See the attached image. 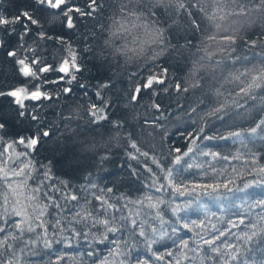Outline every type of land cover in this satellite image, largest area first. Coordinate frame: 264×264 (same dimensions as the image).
Segmentation results:
<instances>
[{"label": "trees", "instance_id": "1", "mask_svg": "<svg viewBox=\"0 0 264 264\" xmlns=\"http://www.w3.org/2000/svg\"><path fill=\"white\" fill-rule=\"evenodd\" d=\"M80 2L83 3V0ZM200 3L211 10V0H200ZM221 6L224 11L218 14L227 16L221 23L229 27L227 34L235 37V43L229 45L221 41L219 45H211L213 60L220 63L203 61L204 68L197 77L199 87L191 86L196 80L189 75L188 70L192 60L203 55L202 52H196V48L201 46L204 33L187 28L183 17L179 18L183 25L182 33L186 30V38L193 47L169 49L156 61L148 59L152 55L150 49L144 55L129 52V58L120 57L117 61L102 62L99 58L101 53L107 55L111 50L105 47L106 40L112 48H136L137 44L133 41L144 39V25L151 23L150 18H143L136 21L140 27L132 29L131 33L111 35L115 31L112 21L120 17V0H104V11L95 19L82 18L75 21L74 29L53 33L62 35L76 51L77 62L85 69L82 74H77V80L89 85V95L95 90L92 86L107 81L108 77L116 83V88L112 91L121 99L118 106L111 109V119H123L125 126L120 130L119 136L115 135L110 126L91 130L93 126L87 124L88 118L84 115L89 97L82 94L76 81L71 85L62 83L46 86L53 95L63 87L73 89L70 96L61 95L59 100L43 102L47 107L41 109L42 115L56 133L53 140L66 132L61 125V114L68 116L71 113L77 117L72 121L73 125H80L76 139L86 144H96L97 147L94 152L79 157L80 167H70L68 161L60 159L64 155L63 151L57 152L54 157L49 150L52 141L39 149L37 161L43 164H47L48 160L52 161V180L49 183L60 191H47L61 207H49L45 215L39 218L46 221V231L37 227L35 232L25 233L21 240L9 241L14 246L18 264H101L105 258L108 264H162L155 260L154 253L162 254L170 250L176 252L174 241L180 237L195 238V232L185 229L175 234L172 232L173 228H179L184 223L191 224V221H203L209 228L212 225L221 230L231 228L229 221H237L244 214L241 209L264 200V183H253L252 187L244 191L236 190L245 183L262 180L261 175L249 174L251 165L245 161H250L255 155L259 165H264V128H258L254 134L250 132L264 120V86L245 95L240 93L239 87L245 86L249 80L243 76V84L235 80L236 76L248 69L264 66V8L257 7L256 0H222ZM241 6L245 12L237 15ZM13 9L12 0H0V10L10 13ZM229 12L233 14L229 16ZM201 26L207 31H214L206 20L201 21ZM128 27L131 28V25ZM31 43L29 40V44ZM184 43L185 40L181 39L180 44ZM88 47L92 51H88ZM38 52L47 63L56 67H59L60 61L68 54L67 46L55 40L42 41ZM164 68L168 70L170 81L181 82L182 87H189V91L177 93L169 88L164 92L163 86L156 85V95L145 91L136 105L131 104L128 99L131 91L147 76L159 74ZM45 75L49 80L57 78L54 72ZM21 79L4 52L0 51V87H14ZM7 103L6 98H0V105L6 106ZM153 103L160 105L159 112L151 107ZM217 109L220 110L216 111ZM133 115L135 119H132ZM58 126L60 132H57ZM201 128L203 132L196 141L193 152L180 165H173L172 159L177 153L171 151L170 154V150L177 147L182 151L187 150L190 146L188 134ZM233 133L240 135L237 137ZM132 142L137 144L141 152L154 157L163 168L173 167L175 184H183L182 191H190L197 184H222L228 179L234 181L229 185L232 191L223 187L216 192L197 188L191 195L184 196L173 194L171 188L156 192V187L167 183L162 179L166 173L153 164L151 159L146 160L131 148ZM79 147V144H67L68 155L71 156ZM211 153L218 155L214 158ZM131 155L138 156V159H131ZM102 156L106 158L101 161ZM224 157L228 159L225 160ZM236 157L240 159H235ZM189 164L192 167L189 168ZM146 166L152 169L151 173ZM62 182H66L67 186ZM90 183L95 187H90ZM107 188H112L113 192L109 194L101 191ZM93 194L110 199L119 207V211L113 209L108 215H103ZM70 195H76L77 200L65 199V196ZM146 196L152 197V203L161 200L163 203L159 204L158 209L149 208L146 206L149 204ZM138 200H143L144 203H133ZM45 203L47 201L41 199L33 204L34 210L29 212L32 219H36ZM177 205L183 210L173 215L171 209ZM22 206L23 202L18 209ZM157 211L160 212L159 217H156ZM78 212L81 215L91 212L92 217L86 222L77 223L80 220L76 215ZM259 212V209H255L249 219L255 221L256 213ZM112 216L117 217V226L123 225L115 234L107 232L102 224L93 226L96 219H111ZM120 217L136 219L145 236L139 235L140 228H134L130 219L120 220ZM21 218L12 217V220L18 222ZM57 220L60 221L58 225ZM247 224L248 219L245 220V225ZM245 225L231 228L232 235L227 237V242L237 245L241 253L235 264H264V233H259L251 242L237 239L244 233L250 234V226ZM202 235L208 238L213 233L202 231ZM224 239L221 237V240ZM0 251H3V259L9 258V251ZM109 252L121 254L109 256ZM208 255L214 254L209 252ZM203 264L218 262L215 259H205Z\"/></svg>", "mask_w": 264, "mask_h": 264}, {"label": "snow or ice", "instance_id": "2", "mask_svg": "<svg viewBox=\"0 0 264 264\" xmlns=\"http://www.w3.org/2000/svg\"><path fill=\"white\" fill-rule=\"evenodd\" d=\"M12 2L14 3L13 11L7 13L0 10V51L4 52L5 57L13 65L16 74L22 79L14 87H0V98H6L8 101L6 106L0 105V209H2L0 211V250L10 252L9 258L3 259V251H0V264H18V261L15 260L14 246L9 241L21 240L25 233L35 232L37 227L46 231L44 228L46 221L39 218L45 215L47 208L58 209L61 207L47 191L48 189L60 191V189L55 188V185L49 183L52 180L50 174L52 161L48 160L47 164L37 161L36 155L39 149L52 141L49 150L54 157L57 152L63 151L64 155L60 159L68 161L70 167H80L79 157L94 152L97 147L96 144H86L76 139L80 125L78 123L73 125L72 121L77 117L71 113L68 116L61 114V125L66 129V132L61 133L60 137L53 140L56 133L52 131L51 126L42 115L41 109L47 107L43 102L59 100L61 95L70 96L73 89L63 87L53 95L46 86L62 83L71 85L73 81H76L78 87L82 90V94L89 97L84 115L88 118L87 124L93 126L91 130L110 126L115 131V135L119 136L120 130L125 126L123 119H111V109L118 106L121 99L119 95L112 91L116 88V83L111 77H108L107 81L92 86L95 90L89 95V85L77 80V74H82L85 69L77 62L76 51L62 35H53V33L63 32L65 29H74L76 27L75 21L82 18L95 19L99 13L104 11V0H83V3L80 0H12ZM221 2L222 0H211V10H208L200 3V0H120V17L112 21V28L115 31H112L111 35L131 33L132 29L140 27L136 21L143 18H150L151 23L144 25L145 38L133 41L137 44L136 48H128L127 46L112 48L110 42L106 40L104 42L105 47L111 50L107 55L101 53L99 58L102 62L117 61L120 57L129 58V52L134 55H144L150 49L152 55L148 59L156 61L169 49H191L193 45L186 38V30L182 33L183 25H181L179 18L183 17L187 28L204 33L201 46L196 48V52H202L203 55L192 60L191 68L188 70L189 75L196 80V83L191 86L199 87L200 83L197 77L204 68L203 61L220 63L213 60L214 52L211 50V45H219L221 41L229 45L235 43V37L227 34L229 27L221 23L227 19V16L218 14L224 11ZM256 4L257 7L264 8V0H256ZM244 12L245 9L241 6L240 12L236 14L242 15ZM232 14L231 12L228 13L229 16ZM202 20H206L209 26L214 28V31L203 29L201 26ZM129 24L131 28L128 27ZM181 39L185 40L184 44H180ZM29 40H31V44H29ZM48 40H55L57 43L67 46L68 54L60 61L59 67L47 63L45 58L38 52L40 43ZM173 40L176 42L173 43ZM87 50L92 51V48L88 47ZM50 72L56 73L57 78L49 80L45 74ZM241 76L248 79L249 82L245 86L239 87L240 93L248 95L251 91L264 86V66L248 69L236 76L235 80L243 84ZM156 85L163 86L162 90L164 92H167L169 88L177 93L189 91V87H182L181 82L170 81L168 70L164 68L159 74L152 73L147 76L143 82L131 91L128 97L131 104L136 105L142 99L145 91H151L152 95H156L157 92L154 87ZM113 96H115V99H113ZM151 107L157 112L160 111V105L157 103H153ZM192 111L195 112V109H192ZM135 118V115H133L132 119ZM145 123L150 122L145 121ZM151 123H154V121ZM258 128H264V120L252 128L250 132L254 134ZM57 132H60L59 126ZM202 132L203 129L201 128L195 133L188 134L190 146L187 147V150L182 151L178 147L170 150V154L171 151L177 153L172 159L173 165H180L184 158L193 152L196 141L201 138ZM232 135L239 137L240 133H233ZM206 138L211 139V137ZM222 139L227 138L222 137ZM69 143L80 145L79 149L73 152L71 156L68 155L67 144ZM130 147L146 160L151 159L153 164L166 173L162 179L167 183H161L159 187H156V192L171 188L173 194L184 196L186 194L191 195L197 188L211 189L212 192H216L223 187L227 191H232L229 185L233 184L234 181L231 179L222 184H197L190 191H182L184 185L175 184L173 167L163 168L154 157H149V153L141 152L135 142H132ZM202 154L209 155V153ZM211 155L215 158L218 154L211 153ZM105 158L100 157L101 161ZM130 158L138 159V156L131 155ZM224 159L227 160L228 158L224 157ZM235 159H240V157ZM245 163L251 165L248 169L249 174L261 175L262 180L245 183L242 188L236 189L237 191H244L252 187L253 183H264V165H259L258 158L253 155L251 160L245 161ZM188 167L190 168L192 165L189 164ZM147 171L151 173L152 169L147 167ZM233 171L236 172V169H233ZM62 183L65 184V187L67 186L66 182ZM89 186L95 187L91 183ZM101 191L110 194L113 189L107 188ZM93 198L99 202L103 215H108L110 210L113 209L119 211V207L105 196L93 194ZM41 199L47 201V203L41 206L42 210L34 220L29 212L34 210L33 204ZM65 199L77 200V196H65ZM145 199L149 201L146 206L152 209H158L159 204L163 203L162 200L152 203L151 196H146ZM22 202L23 206L18 209ZM133 203L143 204L144 202L138 200ZM255 209H259L260 212L256 213L257 219L253 221L249 219V216ZM182 210L179 205L171 209L173 215ZM241 211L244 214L239 216L237 221H229V224L231 228H236L245 225V220L248 219V224L245 227L250 226V234L244 233L243 236L237 237V239L251 242L259 233H264V200L257 201L255 205L249 204ZM76 215L80 217L77 223L86 222L92 217L91 212H84L83 215L78 212ZM159 216L160 212L157 211L156 217ZM12 217L22 218L17 222L13 221ZM119 219H130V223L134 228H140L139 235L145 236L142 226L137 223L136 219L129 217H120ZM36 220H39V223H36ZM116 220L117 217L115 216H112L111 219H96L93 226L102 224L107 232L115 234L123 227L122 224L117 226ZM34 223L35 227H33ZM56 224H60V221L57 220ZM231 228L221 230L215 225L209 228L203 221L200 223L191 221V224H181L179 228H173L172 232L179 234L180 231L186 229L188 232H195V238L184 239L180 237L177 241H174L176 252L170 250L162 254L154 253L155 260L162 262V264H197L198 261L199 264H203L205 259H215L218 264L221 261L222 264H235L239 261L241 253L237 245L227 242V237L232 235ZM202 231L211 232L213 235L205 238ZM221 237L225 239L221 240ZM217 241H220V244H217ZM45 245L47 246V242H45ZM209 252L214 255L209 256ZM120 254L109 252V256ZM101 264H108L107 258Z\"/></svg>", "mask_w": 264, "mask_h": 264}]
</instances>
